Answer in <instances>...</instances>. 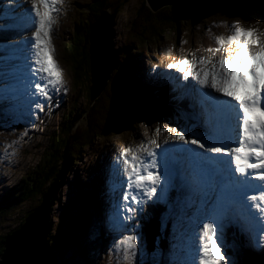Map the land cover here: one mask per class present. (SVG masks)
<instances>
[{
    "label": "rangeland",
    "instance_id": "374dc122",
    "mask_svg": "<svg viewBox=\"0 0 264 264\" xmlns=\"http://www.w3.org/2000/svg\"><path fill=\"white\" fill-rule=\"evenodd\" d=\"M92 1L94 0H63L61 4L57 5L59 11L54 12V15H52L54 22L51 26L47 43L49 46V54L55 65L58 66L60 70L63 79V87L57 89L56 91L50 90L51 92H49V95L51 96V100H46L43 97L35 102L40 103L43 106L42 110L36 108L35 104L33 105V103H30V101H32L31 95L25 96V98L21 96L25 94L27 90L15 88L9 81L10 78H19V75L16 74L14 70L17 72L16 67L22 65L14 61L16 64L14 68L12 65H9V59L0 62V77L1 75H9V72L11 73V68L13 69V72L9 75L10 78H0V84L6 82L8 85L6 89L0 90V109H3L0 111V125H3L2 131L0 128V243L4 236L7 237V234L11 230L20 225V223L24 220L26 213L34 208L39 202V198L34 200L37 195H33L28 200H25V183H23V180H27L31 176L36 177V172L42 167H50V165H52L51 162L58 160V158L51 157L52 148H56L52 146L51 141L54 137L56 139L58 136L63 139L66 130H69V126L78 114H82V119L80 120L79 125L81 123L86 124L87 113L93 109L92 106L97 100L95 99L93 101L90 99L91 92H89V88L92 86L91 80H87L88 82H85L83 79V82L79 86H77V83L74 84L73 78L75 73L73 72L74 70H72L73 67L70 66V62L72 63V48L71 44L68 43V38L71 36L70 33L76 25L75 21H78L80 18H84L85 20L93 18V13H90V11H84V9H86ZM242 1L210 0L207 3L205 1L198 12L193 10L189 11V15L196 18V22L187 27H185V25L181 27L184 32H186V28H188L187 34H184V32L180 30V32H177V29L171 28L170 25L164 27V29L162 28L161 31L157 28H147L148 30H146V36L143 40H140V37H138V39L134 38L139 49H134L133 47L129 50L130 53L136 50L135 55L139 54L141 73L145 77L151 78V74H153L154 71H159V69L163 71L171 70V73L166 72L164 74L165 81L171 84V81H174L172 76L174 74L172 69H168L166 67L167 64L175 63L185 58H187L190 62L196 61L199 56L207 52L206 49L208 48L205 47H213L214 45L215 47L213 48L220 47L217 45L215 39L218 36L225 38V43L222 45L223 47L236 45L235 43H228L226 39L227 36L231 34V26L233 25H238L239 27L245 29H252L259 35L264 36V18L255 10L253 0ZM108 2L113 4L111 7L112 10L111 8L105 9L109 11L111 10L112 13H114L112 22L109 24V29L112 34L111 38L113 46L116 50H118L124 46L126 38L128 40L132 37V31L141 29L143 24L148 25L149 21L146 20L147 16H149L150 20L153 19L154 14H149L146 7L151 12L156 11H153L149 4L146 3V0H109ZM255 4L257 9L261 11L260 4L256 2ZM6 8L7 5H3L0 8V17H2L1 19L4 23V25L0 27L1 33H5L4 30L9 28V22L11 19L9 18V15H5L8 13H4ZM154 17L156 18V15H154ZM155 21L156 19L153 21L151 20V22ZM33 31L34 30H31V33ZM152 31L160 32L159 35L158 33H155L154 35L156 36H151V33H153ZM175 31L178 33L177 37H174ZM26 36L29 37L30 34H27ZM190 36L193 37V47H188V45H190ZM186 38L188 39L187 43L185 41ZM129 40L131 41V39ZM5 41H7L6 43L8 44L2 47L7 48L9 47V40ZM82 45L83 43H81L78 47L83 48ZM150 48L153 49V51L150 50ZM143 49L151 52L145 54L143 51H140ZM169 49H171V52L168 51ZM11 51L14 50H10L9 52ZM3 55L6 54L0 53V56ZM22 55L23 54L21 53L18 61L23 60ZM13 58L15 59L18 57L14 56ZM5 63L8 64L5 65ZM19 72L21 75L27 73L26 70H19ZM12 75L14 76L12 77ZM152 84L157 86L159 85V82H153ZM19 93L21 95H19ZM10 94L11 97H9ZM5 97H7V99H5ZM61 99H63L65 103L61 107L60 105L56 107V110H58L56 114L50 115V110L53 104L60 102ZM25 100L29 101L23 103ZM7 101L13 103L14 106L10 108L5 106ZM20 102H22V104ZM49 102H51V104ZM74 103L76 104V107L73 111H71L70 108ZM99 105L100 102L94 106ZM102 105L103 107H106L107 101L105 100L104 103L102 102ZM69 115L71 116V119ZM5 116L9 117V119H13V122L8 121L9 119ZM16 120H19L21 123L14 125V121ZM131 121V126L122 129L121 132H115L109 137L107 135L103 136L98 139L93 146L91 145V147L83 149L74 166L70 169H68V166L66 167L67 170L63 176L65 174L68 175H65V181L63 179V186L60 185L57 187L55 192L56 203L51 211L54 224L58 222V217L60 215L68 212L69 218L66 220L67 224L61 231L64 232L65 236L68 238L69 233H74L73 225L78 221L79 214L83 211L81 210V205L85 203L88 207H90V209L88 210L89 219L86 231H82V233L78 231L79 240L81 243H84L85 246L83 245V247H81L74 244L72 237H69L70 239L67 240V250L63 255L64 259H58L57 264H82L84 262L85 264H160L162 261L165 262L168 259V257L166 259V256L169 255V252H171L172 257V252L175 251L173 250V245L178 243L175 239V243L172 244L171 242V245L167 239V253L165 250L167 248L164 249V247L157 248L153 252L148 251L144 235L145 227L144 229L140 228L141 225L144 226V223L140 220H146L145 215H147V213L145 212L143 214H135L128 220V222L121 220L119 224L121 231L119 233L115 231V234H113H132L136 235L138 238L136 259H126L127 263H124L125 259L122 258L124 255L123 250L114 247V242L120 239V236L110 238L113 235L108 236V233L110 232L108 223L106 222L108 231L106 232V229L102 226V221L96 217L99 216L98 212L100 210V205H105L108 200L107 184L109 182H106V177L110 175V172L107 167H104L101 170L103 176V187L102 191H99V196L96 198L97 200H94L93 197H89L91 188L97 184L101 185L99 178L101 174L99 173L100 171L97 164H104L107 162L101 161L103 158L102 156L105 153L109 151V154L113 156V153H117V151L121 149H130V146L136 148V146L140 144L143 137L147 136L153 128L160 123H166L165 120L154 116H146L145 118L134 117ZM84 128H86V125H84L81 129H76L75 134L83 132ZM11 130L13 131L10 135ZM36 143L39 144L36 145ZM2 148H4V150H1ZM45 154H47V156H45ZM110 155L108 160L113 164L114 160ZM46 157H49L50 159L48 158L46 160ZM7 159H9V161H7ZM14 161L18 163V165H15ZM46 161H48L47 164ZM69 170L70 172H67ZM5 174L8 175L7 178L4 177ZM127 190V185L121 183V193L124 194ZM9 194L21 199V201H19L16 206L12 205L7 209L4 205L5 203L3 199ZM108 197L110 200L109 195ZM121 202H123L124 205L126 204V201L124 200H121ZM110 204H112L111 201L109 202V205ZM173 205L178 206L176 203H173ZM94 207L97 211L94 210ZM109 208L110 206H108L104 215L108 211V216L111 215L110 218L113 220L114 218H112V216L117 215L114 213L112 215V211ZM161 209L162 210L159 211L160 213L158 215L160 218L164 212H167L168 206H162ZM169 210H171V216L168 217V221H165L164 219V223L166 226L171 227V224L174 225L176 221V215L179 213V210L177 208L172 209V206ZM148 215H150V212ZM72 216L76 219L71 220V218H73ZM164 223L161 221V225ZM71 224H73L72 227H69ZM116 224L117 223L115 221H112L110 228L115 229L117 226ZM125 226L128 231L124 230ZM140 229H143V234L140 233ZM164 231L165 227H163V232ZM88 234L89 237L87 239L86 235ZM61 236L65 237L63 234ZM62 237H56L55 246L57 247L58 253H60L66 245V240ZM159 237L161 238V236ZM170 237L171 232L168 236L171 240ZM108 238L109 240H107ZM231 239H233V241H231ZM109 241L112 246L109 245ZM164 242L166 243V238ZM105 243H107L106 246H104ZM101 244H103V247ZM225 244L228 246V251L224 252L227 264H242L241 260L243 255L251 249L250 246L254 247L250 245V243H247V241L238 238L236 234H233L230 238H228ZM92 245H95V247ZM55 246L53 250H55ZM114 250L120 253L119 257H115V254L113 253ZM251 253L254 254V252ZM178 255L182 256L183 252ZM57 256L59 257L60 255L57 254ZM74 257L81 260L82 263L78 260H74ZM252 260L253 259L251 258V261L247 262L245 259L246 263L243 264H256ZM53 261L54 257L51 256V262Z\"/></svg>",
    "mask_w": 264,
    "mask_h": 264
},
{
    "label": "snow or ice",
    "instance_id": "6c2138e0",
    "mask_svg": "<svg viewBox=\"0 0 264 264\" xmlns=\"http://www.w3.org/2000/svg\"><path fill=\"white\" fill-rule=\"evenodd\" d=\"M62 2L7 0L13 11L24 8L23 15L29 22L24 30L35 29L30 37L23 38L22 46L17 47H21L27 61L30 95L37 100L40 97L51 100L50 90L63 87L60 70L49 55L47 43L54 22L51 14L59 11L57 5ZM231 27L232 32L226 39L228 43L236 44L234 55L230 50L229 55L218 62L200 57L194 63L185 58L166 65L179 74V79L188 81L191 78L193 83L186 87L195 93L199 106L195 118H203L207 131L187 140L184 131L165 127L163 131L174 133L170 140L177 143L170 144L166 137V147L159 158L154 149L160 145L155 139L149 141L152 147L139 149L146 155L125 149L117 157L120 175L126 178L128 187L142 189L144 196L162 199L158 189L161 192L169 187L176 189L180 212L173 225L174 239L178 242L173 248L181 249L183 255L173 252L172 264H227L224 254L228 251L224 241L226 224L238 225L242 232L252 234L251 239L255 242H264V236L256 235L264 233V171H256L264 170V42L256 39L252 29L238 25ZM215 39L219 46L225 43L222 36ZM257 43L259 49L253 50L250 46ZM6 59L0 56V61ZM196 64L200 65L198 70H194ZM7 87L6 82L0 84V90ZM35 107L42 110L43 106L35 103ZM225 122L234 133V139L219 134V128ZM159 130L157 127L156 131ZM206 144L220 146L206 147ZM185 145L197 146L202 151ZM173 151L178 155L170 157L169 153ZM221 156L230 159L225 162L219 158ZM253 158L256 162H251ZM253 176L261 182V187L249 189L245 178ZM123 199L138 202L127 192ZM185 207L195 208L194 216L187 218L194 222L191 231L183 223ZM128 211L134 210L129 208ZM124 230L128 231L126 226ZM137 239L136 235L121 233L120 239L114 242L115 248L123 250V259H136Z\"/></svg>",
    "mask_w": 264,
    "mask_h": 264
},
{
    "label": "trees",
    "instance_id": "16d2710c",
    "mask_svg": "<svg viewBox=\"0 0 264 264\" xmlns=\"http://www.w3.org/2000/svg\"><path fill=\"white\" fill-rule=\"evenodd\" d=\"M108 1L109 0H96L94 2H91L87 6V8L84 9V11H90V13H93V18L87 20H85L84 18H80L78 21H75V28L70 33L71 36H69L68 38V43L71 44L72 48V57L70 56L72 63L70 62V66L73 67L72 70H74L73 72L75 73L73 81L74 84L77 83V86L81 85L83 79L85 80V82L87 80H91L92 82L90 71L89 35L91 26L94 24L101 11L104 8L111 7V4ZM203 2V0H185L184 3L180 6H166L157 12H151L146 7V10L149 12V14L151 13V15H156V18L153 15V19H151L152 21L156 19V21L151 22L149 16H147L146 20L149 21L148 25L143 24L141 29L132 31V37L129 38L131 39V41L129 39L126 40L125 47H122L118 50L114 49L119 58L118 66L112 73L111 79L105 87L103 93L93 104V109L87 113V123H81V125H79L80 120L82 119V114L76 115L71 125L69 126V130H66L64 138L61 139V137L58 136L56 139L54 137L51 141L52 146L56 147L52 148L51 157L58 158V160L51 162L52 165H50V167H42L39 171L36 172V177L31 176L27 180H23V183H25V200H28L33 195H37L34 200L39 198V202L37 205H35L34 208L26 213L24 220L17 228L11 230L7 234V237L4 236L1 239L0 257L3 254L5 243L8 241L9 237L12 236L16 232V230L21 227L26 218L42 203L43 196L49 192L53 182L56 181L62 170L64 169L65 172L67 170V166L69 167L68 169L74 166V164L77 162L78 156L81 154V151L83 149L91 147V145L93 146L94 143H96V141L103 136L107 135L109 137L113 133H119L122 131V129L131 126V120H133L134 117L141 118L144 116L145 118L146 116H153L155 115V113L165 118L171 117V105H169L168 102L162 98V93L160 91L154 92L153 90H150L149 87L137 82V78L133 73V71H135L136 69L137 63L134 59L133 53H130L129 50L133 47L134 49L139 48L134 38L138 39V37H140L139 39L143 40L146 36V30H148L147 28H157L161 31L162 28L164 29V27L170 25L171 28L177 29L176 31L178 32L179 30L182 31L181 27L183 25H192L196 22V18L189 15V11L193 10L198 12V10L203 6ZM255 2L260 4V10L264 12V0H254V4ZM160 31H152L153 33H151V36H156L154 35L155 33H158L159 35ZM176 31L174 37L178 36V33H176ZM81 43H83V48L78 47ZM165 83L167 84L168 82L165 81L164 76L163 79L161 78L159 85L157 86L159 87L161 86V84L162 86H166ZM89 92H91V87L89 88ZM105 100L107 101V106L103 107L102 102L104 103ZM98 102H100V105L94 106ZM75 107L76 104L74 103L72 104L70 110L73 111ZM153 108L156 112L153 111ZM69 117L71 119L70 115ZM84 125H86V128L83 129L84 131L82 130L83 132L75 134V130L81 129ZM45 156H47V154H45ZM48 158L49 157H46V160ZM47 163L48 161H46V164ZM65 175L63 176L64 181L66 178ZM64 181L62 180L61 186H63ZM95 193L96 192L94 191H90V196L96 195ZM5 198L3 199V201L7 209L12 205L16 206L19 202L18 200H21L14 195H8ZM55 203L56 196L54 193L50 201L51 211L54 208ZM89 208L90 207L83 203L81 205V209L83 211L79 214L78 221L74 225L71 224L69 226H74V233L72 234L73 243L81 247H83V243H81L79 240L78 231L82 233V230H84L88 223ZM68 218V212L64 213L58 217V222L54 224L53 216L52 214H49L48 223L50 224V230L45 239L46 258L44 264H57L58 259H64L63 255L67 250V246L65 245L60 253H58L57 247L55 245L56 237H61L59 233L60 231H62L63 227L66 226V220ZM72 219L76 218L73 217L71 218V220ZM54 246L55 250H53ZM57 254H59L60 256L58 257ZM51 256L54 257L53 262H51Z\"/></svg>",
    "mask_w": 264,
    "mask_h": 264
},
{
    "label": "water",
    "instance_id": "95a60500",
    "mask_svg": "<svg viewBox=\"0 0 264 264\" xmlns=\"http://www.w3.org/2000/svg\"><path fill=\"white\" fill-rule=\"evenodd\" d=\"M185 0H146L153 9L159 11L166 6H180ZM206 3L210 0H205ZM204 1V2H205ZM242 1V0H240ZM244 2V1H242ZM264 18V12L260 13ZM113 15L103 10L91 27L89 36L90 68L92 77L91 99L94 101L103 93L112 72L118 65V55L111 47L109 24ZM58 176L50 190L43 196L42 203L32 212L21 227L9 237L0 257V264H44L46 258L45 239L50 230L48 217L50 201L58 187ZM159 233V224L152 223L147 228V248L151 252L155 248V239Z\"/></svg>",
    "mask_w": 264,
    "mask_h": 264
},
{
    "label": "bare ground",
    "instance_id": "6f19581e",
    "mask_svg": "<svg viewBox=\"0 0 264 264\" xmlns=\"http://www.w3.org/2000/svg\"><path fill=\"white\" fill-rule=\"evenodd\" d=\"M22 11H23V13H24V9H22ZM23 13L21 14L22 15V17H18L17 18V20L19 21V20H21V19H23V23H26V26L29 24L28 23V20H27V18L23 15ZM17 14H19V12H17ZM25 19V20H24ZM15 24H17L18 26H20L19 28H24V27H22V25H19V23L17 22V21H14V19L11 17V19H10V22H9V28L7 29V30H4V32L5 33H1L0 32V35L1 36H8V37H11V30H15L14 28H15ZM21 36V35H20ZM17 46H20L19 44H14V46L13 47H15V49H14V51L18 48ZM10 50H12V48L10 49ZM9 50V51H10ZM116 50V49H115ZM12 53H15V52H13V51H11ZM4 57H7L6 55H3ZM21 56V55H20ZM19 56V57H20ZM12 59H14L13 57V55L12 56H10ZM19 57L18 58H15L14 59V61L15 62H17V63H20L22 66H17L16 68H17V72L16 71H14L16 74H18L19 75V78L18 79H11L10 78V76L9 75H1V77L0 78H10L9 79V81L13 84V86L15 87V88H19V89H21V90H28V91H30L29 90V88H28V83L25 81V79H24V77H23V75H21V73L19 72V70H26L27 69V67H26V64H27V61L24 59V56L22 55V58H23V60H20V61H18V59H19ZM7 59H9V60H11L9 57H7ZM137 60V59H136ZM138 61V60H137ZM1 62V61H0ZM25 67V68H24ZM11 68V67H10ZM13 69L11 68V73L13 72L12 71ZM19 72V73H18ZM24 75H27V73L26 74H24ZM14 75H12V77H13ZM19 81H20V83H19ZM173 90H174V92H176V93H174V94H178L179 93V91H178V89L177 88H173ZM181 91L183 90V89H180ZM30 94H28V95H26V96H29ZM40 99V98H39ZM9 100H11V99H9ZM11 101H13V100H11ZM27 101H29V100H25V101H23V103L24 102H27ZM32 101H38L34 96H32ZM21 104H22V102H20ZM35 103H33V105H34ZM32 115V114H31ZM30 140V139H29ZM39 143H36V145H38ZM38 147V146H37ZM25 149V148H24ZM1 150H4V148H2ZM227 158H228V156H227ZM230 159V158H229ZM7 161H9V159H7ZM14 163H15V165H18V163H16L15 161H14ZM4 177H8V175L7 174H5L4 175ZM121 184V183H120ZM104 185V184H103ZM103 187V186H102ZM119 191H120V193H119ZM118 194L117 196H118V198L117 199H121V200H124L123 199V194L121 193V188H120V190L119 189H117L116 190V192H115V194ZM161 191H159V193H158V195H161ZM96 194V193H95ZM60 196V195H59ZM121 200H120V202H121ZM125 201V200H124ZM124 204V203H123ZM126 205V204H125ZM165 205H167V201H165L162 205H161V207L162 206H165ZM108 204L105 206L106 208H108ZM162 209H160V211H161ZM123 213H124V209H122L121 210ZM108 211L106 212V214L104 215V217H103V220L105 221V222H107L108 223V226L111 224V222L113 221L111 218H110V216H108ZM112 218H113V216H112ZM165 233V232H164ZM247 240L249 241V242H247V243H250V245H252V246H254V247H251L250 246V250H248V252L250 253V254H252L251 252H256V246H255V243H254V241L251 239V238H249V237H247ZM115 241V240H114ZM122 257V256H121ZM96 261V260H95Z\"/></svg>",
    "mask_w": 264,
    "mask_h": 264
}]
</instances>
